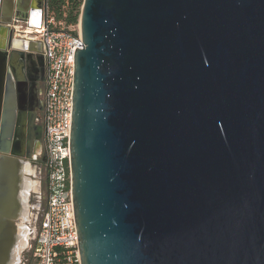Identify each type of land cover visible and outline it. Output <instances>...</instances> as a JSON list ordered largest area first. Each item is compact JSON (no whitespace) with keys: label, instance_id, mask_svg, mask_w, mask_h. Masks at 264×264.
<instances>
[{"label":"water","instance_id":"water-1","mask_svg":"<svg viewBox=\"0 0 264 264\" xmlns=\"http://www.w3.org/2000/svg\"><path fill=\"white\" fill-rule=\"evenodd\" d=\"M20 1L0 0V264L14 260L31 159L21 58L43 62L10 30ZM80 26L81 264H264V0H84Z\"/></svg>","mask_w":264,"mask_h":264},{"label":"built area","instance_id":"built-area-1","mask_svg":"<svg viewBox=\"0 0 264 264\" xmlns=\"http://www.w3.org/2000/svg\"><path fill=\"white\" fill-rule=\"evenodd\" d=\"M47 18L31 34L10 26L14 37L38 43L46 63L44 115L48 154V208L41 218L32 252L37 264H81L79 235L73 199L71 131L73 118L75 55L84 49L80 23L57 27L46 6ZM16 23V22H15ZM59 22V25H64ZM80 41L83 46H77Z\"/></svg>","mask_w":264,"mask_h":264},{"label":"flooded vegetation","instance_id":"flooded-vegetation-1","mask_svg":"<svg viewBox=\"0 0 264 264\" xmlns=\"http://www.w3.org/2000/svg\"><path fill=\"white\" fill-rule=\"evenodd\" d=\"M46 1L21 0L18 4L19 10L17 13L19 15L17 16L16 23L24 22L31 26L32 23L40 22V17L42 16L43 19L44 13H46ZM32 16L35 18L32 19ZM40 55L43 58L42 53ZM36 56L38 54L25 53L22 55L21 62L24 66L21 70L25 76V81L20 83L16 92L19 112L20 110L25 112L27 122L32 120V131L30 134H27L26 147L23 152L25 157L30 155L31 159L25 158L24 161L39 175L45 172L48 179L46 169L48 154L43 125L46 63L43 58V62L40 64ZM29 135L31 136V144L29 142Z\"/></svg>","mask_w":264,"mask_h":264},{"label":"rangeland","instance_id":"rangeland-1","mask_svg":"<svg viewBox=\"0 0 264 264\" xmlns=\"http://www.w3.org/2000/svg\"><path fill=\"white\" fill-rule=\"evenodd\" d=\"M55 17V16H54ZM57 27H66V25H59V21L56 20ZM20 31H25L28 27L24 22L13 23ZM25 178L35 184L34 189L30 191L27 196L28 212L25 217L20 219L18 224L20 225V231L26 232V245L18 253V264H37L33 259L32 252L36 245L37 235L39 233L41 218L48 208V189H47V174L44 172L39 175L34 170L32 173L25 174ZM20 260V261H19Z\"/></svg>","mask_w":264,"mask_h":264},{"label":"trees","instance_id":"trees-1","mask_svg":"<svg viewBox=\"0 0 264 264\" xmlns=\"http://www.w3.org/2000/svg\"><path fill=\"white\" fill-rule=\"evenodd\" d=\"M84 0H47L50 14L64 22L66 27H77L80 23Z\"/></svg>","mask_w":264,"mask_h":264},{"label":"bare ground","instance_id":"bare-ground-1","mask_svg":"<svg viewBox=\"0 0 264 264\" xmlns=\"http://www.w3.org/2000/svg\"><path fill=\"white\" fill-rule=\"evenodd\" d=\"M33 18H35V17H33ZM32 32H33L32 29H27V31H26V33L28 35L31 34ZM16 39L25 41L24 39H19V38H16ZM23 169H24V173L25 174L32 173V168L27 163H26V165L24 166ZM34 187H35L34 183H32L30 180L24 178L21 198H22V203H23V210H22L23 213H22V215H23V217H25V219H26V215H27V212H28L27 211L28 210V206H27L28 197L27 196L30 194V191L32 189H34ZM26 234H27L26 232L20 231V229H19L20 238H19L18 245H17L16 249L14 250V254H13L14 260H13L12 264H18L17 263L18 253L26 245V240H27V239H25L26 238Z\"/></svg>","mask_w":264,"mask_h":264},{"label":"crops","instance_id":"crops-1","mask_svg":"<svg viewBox=\"0 0 264 264\" xmlns=\"http://www.w3.org/2000/svg\"><path fill=\"white\" fill-rule=\"evenodd\" d=\"M15 4H16V0H15ZM31 14H33V13H31ZM42 14V13H41ZM41 19H40V22H38V24L40 23H42L43 22V19H42V16L40 17ZM37 24V23H36ZM31 27H33V26H31ZM38 26H36V27H34V28H37Z\"/></svg>","mask_w":264,"mask_h":264}]
</instances>
